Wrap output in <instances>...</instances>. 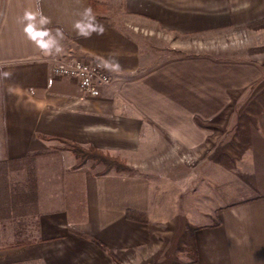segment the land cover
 Returning <instances> with one entry per match:
<instances>
[{
  "label": "crops",
  "instance_id": "1",
  "mask_svg": "<svg viewBox=\"0 0 264 264\" xmlns=\"http://www.w3.org/2000/svg\"><path fill=\"white\" fill-rule=\"evenodd\" d=\"M92 3L100 6L93 8ZM87 8L92 9L94 21L84 15ZM26 12L35 18L25 20ZM41 17L50 22L42 24ZM261 19L264 0H0V72L11 74L0 77V183L3 169L11 162L46 154L59 143L41 135L93 146L131 167L154 152L152 141L156 138L158 143L159 137L164 145L175 142L185 149L181 152L198 147L203 153L207 148L202 147V137L215 128L212 122L217 120L219 101L216 96H194V114H188L186 84H201L199 90L204 86L217 93V84H234L235 73L240 80L247 75L245 79L251 80L247 84H264V53L251 55L240 70H233L231 64L219 65L216 55L201 47L187 58L191 45L187 47L185 41L230 36ZM78 22L86 30L89 23L102 25L103 34L93 32L83 38L74 27ZM28 23L47 30L61 51L46 54L39 49L24 32ZM159 40L167 48L164 52ZM53 57L83 58L102 65L116 62L120 71L106 69L111 83L100 96L91 97L75 79L51 73ZM226 72L230 78L225 82ZM256 100L257 112L249 115L242 147L250 154L245 183L257 186V192L220 207L217 225L195 232L196 264H264V93ZM211 147L212 153L218 146ZM44 157L55 160L37 162L40 168L51 169L48 199L61 205L52 209L54 202L47 204L32 237L22 232L15 235V242L13 233L1 234L0 264H105L96 246L74 230H92L113 248L133 244L135 227L122 222V215L138 201L132 186L136 179L96 176L90 164L73 170L77 159L70 151ZM212 160L203 169L207 175L218 169ZM107 211L118 217L113 215L111 221ZM26 238L27 244L19 243Z\"/></svg>",
  "mask_w": 264,
  "mask_h": 264
},
{
  "label": "rangeland",
  "instance_id": "2",
  "mask_svg": "<svg viewBox=\"0 0 264 264\" xmlns=\"http://www.w3.org/2000/svg\"><path fill=\"white\" fill-rule=\"evenodd\" d=\"M248 25L240 33L230 36L222 34L206 42L187 38L186 46L191 45L186 52L187 58L194 56V50L197 52V48L201 47L203 52L211 50L219 65L231 64L233 70H240V64L247 62L251 55L264 53L259 51L264 47V27L249 28ZM159 42V47L164 52L167 49L164 41ZM233 76L234 80H231L234 84H217V93L215 89L204 90V86L199 90L198 85L201 84H186V97L191 102L186 105L188 114H194V96H216L219 101L217 120L212 122L215 128L207 130V137H202V141L205 140L202 147L207 148L203 153L199 152L198 147L197 150L181 152L185 149L179 148L175 142L170 146L164 145L159 137L158 143L156 138L152 141L154 152L144 154L143 159L133 163L136 167H131L121 158L129 165L128 172L116 174L111 171L107 175H98L104 167L101 165L102 168L97 171L92 161L77 168L76 163L71 168L78 170L92 165L96 176H119L137 180V184L132 186L137 189L138 201L133 202L131 208L126 209L122 215V222L135 227L136 236L131 239L132 245L128 242V245L121 248H113L112 244L102 241L92 230L73 231L96 246L104 255L105 264H196L198 256L195 232L203 226L217 225L220 207L243 200L257 192V186L245 183L248 179L250 154L243 151L242 145L245 143V128L251 118L249 115L253 116L257 112L256 98L264 93V84H247V81H251L250 78L245 79L247 75L242 80L239 78L240 74L235 73ZM229 78L226 72L223 80L226 82ZM154 111L155 116L160 117V112ZM214 143L218 147L212 149L214 152L211 153L209 147L211 144L213 147ZM60 148L62 144L57 143L46 154H31L25 161L11 163L3 169L9 190L17 198L21 191H27L28 198L32 201L22 205L23 202L18 200V203L11 206L9 219L0 220V235L13 233L12 241L15 242V235L19 236L22 232L27 237H32L36 232L35 223L39 220L40 213L47 211V204L54 202L52 209L61 205L57 199H48L50 187H53L49 181L51 169L38 166L39 162H51L52 158L47 159L44 155L50 157L51 154L62 151ZM209 159H213L212 166L215 164L218 169L207 175V170L204 172L203 169L210 166ZM41 174L43 177L36 179ZM205 174L207 178L204 177ZM107 212L110 213L108 219L111 221L118 217L114 211ZM92 238L101 242L104 247L98 246Z\"/></svg>",
  "mask_w": 264,
  "mask_h": 264
},
{
  "label": "trees",
  "instance_id": "3",
  "mask_svg": "<svg viewBox=\"0 0 264 264\" xmlns=\"http://www.w3.org/2000/svg\"><path fill=\"white\" fill-rule=\"evenodd\" d=\"M91 6L97 9L100 5L96 3H92ZM248 27L249 28L264 27V19L253 22L249 24ZM259 51H264V47L260 48ZM40 137L46 141H51V140L59 141V143L62 144V148H60V150L70 151L74 155V157L77 159L76 168L83 166L85 163L89 161H92L93 166L103 165L104 167L102 172L98 173V175H107L111 173V171H114V173L116 174L130 171L129 165H127V163L124 160L114 155H111L108 152L99 150L93 146H83L75 142L64 140L62 138L47 137V136H42V135ZM1 192L5 194V196L3 197V201L0 200V208L2 209V217H0V220L9 219L10 217L8 216L9 212L12 211L11 206H14L16 203H18V200L20 201V203L21 201L23 202L22 205L24 203L26 204L27 202L32 201L30 198H28L29 193L27 191H21L19 197L17 198L16 194H13L12 190H9L7 182H6L5 174H3V184L0 183V194ZM35 226H36V231H37L38 222L35 223ZM92 239L98 246L104 247L101 242H99L98 240L94 238ZM19 243L23 245V244H27L28 241L24 240V241H20Z\"/></svg>",
  "mask_w": 264,
  "mask_h": 264
},
{
  "label": "built area",
  "instance_id": "4",
  "mask_svg": "<svg viewBox=\"0 0 264 264\" xmlns=\"http://www.w3.org/2000/svg\"><path fill=\"white\" fill-rule=\"evenodd\" d=\"M51 73L55 76L75 79L80 90L88 96L98 97L103 87L112 81L111 74L100 63L83 58H51Z\"/></svg>",
  "mask_w": 264,
  "mask_h": 264
},
{
  "label": "clouds",
  "instance_id": "5",
  "mask_svg": "<svg viewBox=\"0 0 264 264\" xmlns=\"http://www.w3.org/2000/svg\"><path fill=\"white\" fill-rule=\"evenodd\" d=\"M84 15L90 20L94 21L95 17L92 14V9L87 8L85 9ZM35 18V14L31 12H26L24 15V19L28 21H32ZM50 21L45 18L41 17V23L42 24H47ZM78 31L77 35L83 37V38H88L90 37L93 32L96 34L100 35L103 34V26L102 25H96L93 26L92 23H89L87 25V30L85 29L84 26H82L81 23H76L74 26ZM24 32L27 35V37L36 44V46L41 49L43 52L46 54H51L53 51L56 53H59L61 51V48L58 44V41L51 36V34L47 30H37L32 23H28L25 28ZM103 67L108 69L109 71L113 72H118L120 71V65L116 62H110V61H105L103 63ZM11 74L9 72H0V77L7 78Z\"/></svg>",
  "mask_w": 264,
  "mask_h": 264
}]
</instances>
